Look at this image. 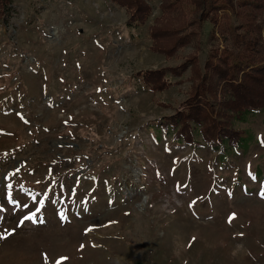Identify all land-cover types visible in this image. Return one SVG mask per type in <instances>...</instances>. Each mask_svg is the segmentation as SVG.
<instances>
[{"label": "rangeland", "instance_id": "1", "mask_svg": "<svg viewBox=\"0 0 264 264\" xmlns=\"http://www.w3.org/2000/svg\"><path fill=\"white\" fill-rule=\"evenodd\" d=\"M149 3L143 24L111 0L0 12V264H264V108L235 122V149L161 128L192 85L190 63L170 68L206 70L213 28L154 52ZM146 69L171 85L149 88Z\"/></svg>", "mask_w": 264, "mask_h": 264}, {"label": "trees", "instance_id": "2", "mask_svg": "<svg viewBox=\"0 0 264 264\" xmlns=\"http://www.w3.org/2000/svg\"><path fill=\"white\" fill-rule=\"evenodd\" d=\"M111 1L124 7L134 24H143L152 15L149 0ZM11 3L12 0H0V12ZM159 8L160 14L149 27L154 52L173 56L195 39L194 27L203 22L212 25L209 35L214 41L206 70L201 69L195 57L170 68L179 74L190 63L194 68L192 85L185 107L164 117L160 127L172 128L179 142L196 143L194 136L198 132L204 143L215 150L221 145L229 149L242 147L244 132L235 127V122L264 108V0H160ZM220 43L224 47L219 54ZM136 76L153 90L163 91L171 85L165 69L139 70ZM217 95L221 101L215 109L208 96ZM17 144L20 147L23 143ZM28 186L36 187L33 183Z\"/></svg>", "mask_w": 264, "mask_h": 264}, {"label": "snow or ice", "instance_id": "3", "mask_svg": "<svg viewBox=\"0 0 264 264\" xmlns=\"http://www.w3.org/2000/svg\"><path fill=\"white\" fill-rule=\"evenodd\" d=\"M9 188H11V185H9ZM3 209H0V211H2ZM35 214H33L32 216H26L25 220H31L34 219ZM63 218V217H62ZM42 222V221H41Z\"/></svg>", "mask_w": 264, "mask_h": 264}, {"label": "bare ground", "instance_id": "4", "mask_svg": "<svg viewBox=\"0 0 264 264\" xmlns=\"http://www.w3.org/2000/svg\"><path fill=\"white\" fill-rule=\"evenodd\" d=\"M144 202H145V200L142 202L141 207H143Z\"/></svg>", "mask_w": 264, "mask_h": 264}]
</instances>
